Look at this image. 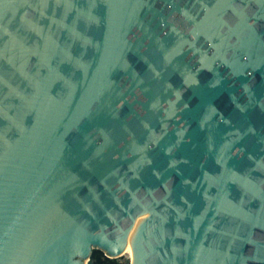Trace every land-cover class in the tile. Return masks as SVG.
I'll use <instances>...</instances> for the list:
<instances>
[{"label": "water", "instance_id": "95a60500", "mask_svg": "<svg viewBox=\"0 0 264 264\" xmlns=\"http://www.w3.org/2000/svg\"><path fill=\"white\" fill-rule=\"evenodd\" d=\"M264 264V0H0V264Z\"/></svg>", "mask_w": 264, "mask_h": 264}, {"label": "trees", "instance_id": "16d2710c", "mask_svg": "<svg viewBox=\"0 0 264 264\" xmlns=\"http://www.w3.org/2000/svg\"><path fill=\"white\" fill-rule=\"evenodd\" d=\"M88 264H126L121 259H110L101 251H94L93 256Z\"/></svg>", "mask_w": 264, "mask_h": 264}, {"label": "rangeland", "instance_id": "374dc122", "mask_svg": "<svg viewBox=\"0 0 264 264\" xmlns=\"http://www.w3.org/2000/svg\"><path fill=\"white\" fill-rule=\"evenodd\" d=\"M121 261L126 263V264H130V258L126 255L123 258H121Z\"/></svg>", "mask_w": 264, "mask_h": 264}, {"label": "bare ground", "instance_id": "6f19581e", "mask_svg": "<svg viewBox=\"0 0 264 264\" xmlns=\"http://www.w3.org/2000/svg\"><path fill=\"white\" fill-rule=\"evenodd\" d=\"M131 255H132L131 254V249L129 248L128 251H127V253H126V256H128L129 258H131Z\"/></svg>", "mask_w": 264, "mask_h": 264}]
</instances>
